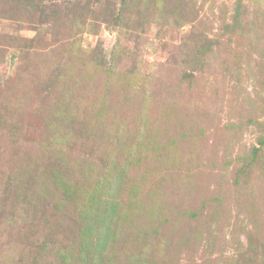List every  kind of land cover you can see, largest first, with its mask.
Instances as JSON below:
<instances>
[{
    "label": "rangeland",
    "instance_id": "rangeland-1",
    "mask_svg": "<svg viewBox=\"0 0 264 264\" xmlns=\"http://www.w3.org/2000/svg\"><path fill=\"white\" fill-rule=\"evenodd\" d=\"M0 264H264V0H0Z\"/></svg>",
    "mask_w": 264,
    "mask_h": 264
}]
</instances>
